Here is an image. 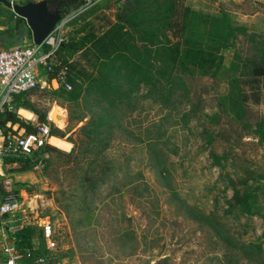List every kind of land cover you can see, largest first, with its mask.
Here are the masks:
<instances>
[{
	"label": "rangeland",
	"instance_id": "1",
	"mask_svg": "<svg viewBox=\"0 0 264 264\" xmlns=\"http://www.w3.org/2000/svg\"><path fill=\"white\" fill-rule=\"evenodd\" d=\"M124 1L133 2L101 0L89 8L95 7L93 12L73 19L58 58L75 68L84 65L82 44L114 20ZM177 1L207 15L218 16L222 9L233 25L243 27L219 51L224 67L264 54V0ZM186 83L196 97L188 116H181V98L159 104L142 85L111 107L81 99L74 109L93 121L103 116L106 122L98 130L109 139L108 169L88 171L92 177L86 183L79 181L80 166L64 164L62 154L72 147L67 139L76 137L78 125L70 129L60 89L37 86L25 94L23 108L42 117L49 131L63 135L53 137L70 145L64 150L48 142L54 150L44 149L38 157L42 166L7 169L23 204L0 216V239L15 244L27 235L33 252L45 257L40 264H264V144L253 132L254 121L264 120V77L256 85L257 101L250 84L240 83L249 96L246 124L219 112L215 94L224 90V82L207 78L208 92L197 76ZM222 151L228 158L217 164ZM94 155H85L86 169ZM244 167L254 178L248 181L256 197L251 213L228 203L229 180L244 176ZM47 231L53 250L43 248Z\"/></svg>",
	"mask_w": 264,
	"mask_h": 264
},
{
	"label": "trees",
	"instance_id": "2",
	"mask_svg": "<svg viewBox=\"0 0 264 264\" xmlns=\"http://www.w3.org/2000/svg\"><path fill=\"white\" fill-rule=\"evenodd\" d=\"M46 3L50 9H58L62 15L74 9L79 0H46ZM94 9L95 7L87 9V13L90 14ZM5 13H9L8 9L0 5V14ZM15 19L19 17L15 16ZM242 30L243 27L232 24L230 16L222 9L218 16H214L181 5L177 0L124 1L117 9L114 20L96 35L90 36L87 43L82 44L84 65L75 68L69 61L63 60L68 63L71 89L65 91L58 88L62 92L63 106L68 111L67 123L71 125L70 129L78 125L76 137L67 139L72 147L69 152L62 154L65 157L64 164H74L75 168L80 166L78 178L82 183L90 181L92 176L88 171L102 168L97 171L102 173L100 171L108 169L109 157L105 158V153L109 149V139L101 138L98 130L106 120L103 116H99L96 121L85 119L84 111L77 112L75 109L79 101L86 100L87 97L111 107L116 99L123 95L127 97L140 85L146 88V93L154 92L159 104L171 103L181 98V105L185 106L181 116H188L191 109L193 111V98L196 97L191 94L186 79L197 76L202 82V88H207L205 92L209 89L207 78L220 80L224 82L225 88L219 93L215 91L219 112L237 123L246 124L242 122L244 106L249 96L245 95L240 83L250 84V93L255 96L254 101H257L256 85L258 79L264 77V54L256 58L245 57L238 65L231 61L227 67L222 65L219 54L221 49L229 46L237 31ZM121 85L125 87L122 88ZM27 93L13 96V103L17 108H23L27 104L24 99ZM71 108H75L74 111ZM39 118L41 120L42 117ZM7 120L22 124L14 113L0 114V126ZM25 127L26 130L31 129L29 125ZM253 129L257 140L264 144V120L258 117ZM50 135L63 136L59 131H50ZM90 138L96 143H92ZM211 141L206 139L208 145ZM50 146L45 145L41 152H45L46 148H54ZM91 147L94 149L91 150ZM228 148L227 153L234 154ZM88 152H95V155L91 164L89 163V169H86L83 163ZM227 153L222 151L215 162L219 164L221 159L226 160ZM45 160L48 165L53 163L49 158ZM17 162L18 170L29 169L32 165L28 158ZM241 171L246 174L229 180L232 195L228 203L244 213H251L256 197L251 191L252 182L248 184V181H253L254 178L245 167ZM14 245L19 249L32 250L30 239L25 234ZM26 263L29 261L22 259L20 264Z\"/></svg>",
	"mask_w": 264,
	"mask_h": 264
},
{
	"label": "built area",
	"instance_id": "3",
	"mask_svg": "<svg viewBox=\"0 0 264 264\" xmlns=\"http://www.w3.org/2000/svg\"><path fill=\"white\" fill-rule=\"evenodd\" d=\"M11 5L27 1L39 0H6ZM101 0H79V4L71 11L59 16L52 28L40 43L29 42L10 48H0V114L14 113L21 121H5L0 126V216L4 217L22 208L21 194L12 188L8 168L18 167V160L28 158L32 168L42 166L38 158L44 146L49 142L50 131L46 121L24 108H17L13 96L29 92L37 86L43 88L71 89L68 80L67 61L58 58V52L66 40L68 24L79 14L99 3ZM21 111H26L24 115ZM26 125L31 127L26 130ZM4 215V216H3ZM44 249L53 250L54 241L50 232H44ZM2 260L0 264H20L26 259L31 264H40L44 255L33 253L30 249H19L12 242L0 247Z\"/></svg>",
	"mask_w": 264,
	"mask_h": 264
},
{
	"label": "water",
	"instance_id": "4",
	"mask_svg": "<svg viewBox=\"0 0 264 264\" xmlns=\"http://www.w3.org/2000/svg\"><path fill=\"white\" fill-rule=\"evenodd\" d=\"M0 5L24 19L25 25L30 31L32 42L35 44L40 43L60 16L59 10L50 9L46 0L27 1L12 5L6 0H0Z\"/></svg>",
	"mask_w": 264,
	"mask_h": 264
},
{
	"label": "crops",
	"instance_id": "5",
	"mask_svg": "<svg viewBox=\"0 0 264 264\" xmlns=\"http://www.w3.org/2000/svg\"><path fill=\"white\" fill-rule=\"evenodd\" d=\"M7 9V8H6ZM9 13L0 14V48H10L29 42L31 37L27 35V27L24 19H15V14L8 9ZM5 239H0V247L5 244ZM2 260L0 253V261Z\"/></svg>",
	"mask_w": 264,
	"mask_h": 264
},
{
	"label": "bare ground",
	"instance_id": "6",
	"mask_svg": "<svg viewBox=\"0 0 264 264\" xmlns=\"http://www.w3.org/2000/svg\"><path fill=\"white\" fill-rule=\"evenodd\" d=\"M49 143L53 146L62 148L64 150H67L69 145H70L69 142H65V141H63L59 138L53 137V136H50Z\"/></svg>",
	"mask_w": 264,
	"mask_h": 264
}]
</instances>
